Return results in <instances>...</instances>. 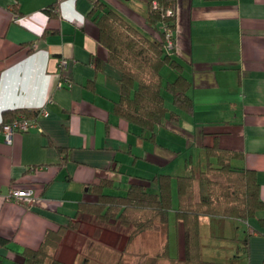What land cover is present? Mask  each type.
<instances>
[{
    "label": "crops",
    "instance_id": "0c3cea01",
    "mask_svg": "<svg viewBox=\"0 0 264 264\" xmlns=\"http://www.w3.org/2000/svg\"><path fill=\"white\" fill-rule=\"evenodd\" d=\"M97 1L0 0V121L4 109L47 111L28 117L36 126L15 129L8 139L0 127L1 264H9L24 247H37L47 229L74 221L80 201L94 198L90 190L94 184L108 180L106 192L123 194L130 182L147 181L157 173L170 175L171 207L161 228L165 239L155 253L169 245L172 212L180 257L176 176L205 163V145L216 143L239 152L231 163L254 169L264 201V0H174V55L189 82L186 92L192 109L185 111L173 103L165 86L176 72L168 64L165 72L163 65L166 111L153 137L150 130L113 112L120 82L98 39L97 12H92ZM99 1L150 35L147 0ZM52 6L54 11L48 12ZM59 76L71 84L59 86ZM172 111L177 116L171 119ZM165 132L179 140L182 136L186 151L201 150L198 164L190 163V153L181 166L167 169L176 149L170 139V147L165 146ZM210 159L215 162V157ZM11 186L31 188L35 203L29 207L7 199ZM200 223L202 258L230 259L247 235L242 260L263 262L264 228L256 219L250 226L243 220L205 216ZM75 236L83 242L79 228L69 229L58 247L68 237L76 241ZM134 243L139 244L138 235L129 245ZM64 246L66 254L70 245ZM71 247L70 262L61 260L64 264H76L79 247Z\"/></svg>",
    "mask_w": 264,
    "mask_h": 264
},
{
    "label": "trees",
    "instance_id": "16d2710c",
    "mask_svg": "<svg viewBox=\"0 0 264 264\" xmlns=\"http://www.w3.org/2000/svg\"><path fill=\"white\" fill-rule=\"evenodd\" d=\"M150 1L147 0L146 18L151 28L150 35L139 31L102 1L98 0L93 5L92 12H97L94 20L98 27V39L107 49V62L118 72L120 93L114 101L113 112L143 130H150V137H153V130L162 123L166 111L160 75L164 64L170 65L176 72L175 77L165 86L175 106L191 111L192 102L186 92L189 82L174 55L175 46L169 50L165 48L160 12L151 7ZM157 1L175 7L174 0ZM54 9V6L46 8L48 12ZM165 21L173 30L174 17L165 18ZM100 62L98 60L97 64ZM37 112L35 109H4L0 127L11 123L19 115L30 117ZM175 116L177 114L172 111L170 118ZM204 150L206 161L202 166L191 165L187 173L176 176L178 208L175 215L181 226L182 255L171 256L168 244H164L165 250L163 248L160 254L165 253L171 264H246L242 257L247 255V235L239 241L240 252L230 259L218 261L201 257L200 217L243 220L250 226L253 225L252 220L256 219L259 226L264 228V201L259 195L255 171L231 163L233 158L240 156L235 150L216 143L205 145ZM211 157H215V162L211 161ZM108 182L104 180L90 187L94 198L80 201L74 221L60 224L57 229H47L37 247H24L9 264L64 263L55 256V250L66 231L80 229L87 215L105 226L124 230L126 239L123 247L118 250L119 255L127 251L135 235L150 228H162L166 224L171 207L168 173H157L147 181H132L123 194L106 192L104 188ZM152 183L156 185V190L151 189ZM261 211L263 214L260 215ZM257 230L262 232L259 228ZM0 242L4 243L3 239ZM261 264H264V260Z\"/></svg>",
    "mask_w": 264,
    "mask_h": 264
},
{
    "label": "rangeland",
    "instance_id": "374dc122",
    "mask_svg": "<svg viewBox=\"0 0 264 264\" xmlns=\"http://www.w3.org/2000/svg\"><path fill=\"white\" fill-rule=\"evenodd\" d=\"M164 71H167V65L164 64ZM165 97L169 98L170 94L165 90ZM162 131V130H160ZM150 134V131L147 132V136ZM178 135V134H177ZM171 135L169 132H165V146L170 147L167 140H172V147L176 149L174 151L173 159L167 164L168 168H175V165L181 166L183 164L184 158L191 156V164L197 165L199 157H201V150H197L194 147L190 151H186L185 141L182 136ZM177 145V146H176ZM177 163V164H176ZM173 213H169V251L172 255L176 254V246L174 240L175 226L173 220ZM239 224V223H238ZM83 234V242L80 243L77 240L78 236H75L76 241H72L70 237L68 240L63 242L62 247H58L55 250V256L60 257V260H64L69 263L72 257V247H79V254L75 257L76 264H171L167 259V256L163 253L165 247L163 246L159 253H155L156 250L160 249V245L165 239V229H161V226L157 228H150L144 230L138 234L139 244L129 245L127 251L119 255L118 250H120L124 243L126 236L124 230L121 228L105 226L102 223H98L93 219L92 216L87 215L85 220L80 224V235ZM89 233V235H87ZM137 236V235H135ZM229 237V236H228ZM178 240L181 244L180 235ZM66 245H70V250L65 254ZM81 245V246H80ZM132 246V247H131ZM137 247V250L135 249ZM164 248V250H163ZM148 249V252H143ZM136 251V252H135ZM176 257L177 254H176ZM64 264V263H60Z\"/></svg>",
    "mask_w": 264,
    "mask_h": 264
},
{
    "label": "built area",
    "instance_id": "2783aa9c",
    "mask_svg": "<svg viewBox=\"0 0 264 264\" xmlns=\"http://www.w3.org/2000/svg\"><path fill=\"white\" fill-rule=\"evenodd\" d=\"M150 5L152 8L157 9L160 12V16H161L160 25L164 30L163 37L165 41V48L169 50L174 45V41L172 39L173 30L168 26V23L167 21H165V18H170V19L172 17L175 18L176 9L175 7H172L170 5H164L163 3H159V1L157 0H151ZM17 19H18L17 14H13V20H17ZM62 63L64 62L59 61V66L63 65ZM70 84L71 83L67 77L59 76V83H58L59 86H69ZM38 113L46 115L47 111L44 108H42L38 110ZM35 126L36 124L34 121H32V119H29L24 115H19L11 123L3 124L2 130L3 132H5L6 138L8 139L11 133L15 129L24 131ZM6 198L18 201L30 207L35 203L37 196L31 188L11 186L6 195Z\"/></svg>",
    "mask_w": 264,
    "mask_h": 264
}]
</instances>
